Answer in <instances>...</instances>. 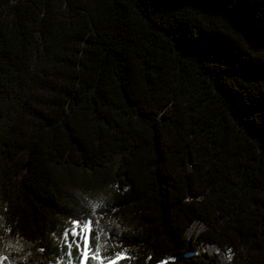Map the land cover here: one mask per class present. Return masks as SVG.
Instances as JSON below:
<instances>
[{
    "label": "trees",
    "instance_id": "trees-1",
    "mask_svg": "<svg viewBox=\"0 0 264 264\" xmlns=\"http://www.w3.org/2000/svg\"><path fill=\"white\" fill-rule=\"evenodd\" d=\"M82 219L118 264H264V0H0V264Z\"/></svg>",
    "mask_w": 264,
    "mask_h": 264
},
{
    "label": "snow or ice",
    "instance_id": "snow-or-ice-1",
    "mask_svg": "<svg viewBox=\"0 0 264 264\" xmlns=\"http://www.w3.org/2000/svg\"><path fill=\"white\" fill-rule=\"evenodd\" d=\"M99 229V225H95ZM93 222L88 220L73 221L72 228L65 233L64 242L68 247V259L64 264H118L120 260H131L132 258L126 252H118L113 257H105L102 252H106V246L101 243V237L98 233L94 238L91 237ZM72 239H69V237ZM95 239L96 243H91ZM73 250L77 255L73 256ZM2 255V253H0Z\"/></svg>",
    "mask_w": 264,
    "mask_h": 264
},
{
    "label": "built area",
    "instance_id": "built-area-1",
    "mask_svg": "<svg viewBox=\"0 0 264 264\" xmlns=\"http://www.w3.org/2000/svg\"><path fill=\"white\" fill-rule=\"evenodd\" d=\"M195 227H199L198 229L191 232V230ZM204 231L202 224L199 221H194L192 225L187 229V235L190 236H197L199 233ZM199 251L203 254H208L212 256L214 253L218 252V248L212 243H203L199 242Z\"/></svg>",
    "mask_w": 264,
    "mask_h": 264
},
{
    "label": "rangeland",
    "instance_id": "rangeland-1",
    "mask_svg": "<svg viewBox=\"0 0 264 264\" xmlns=\"http://www.w3.org/2000/svg\"><path fill=\"white\" fill-rule=\"evenodd\" d=\"M198 228H199V227H195V228H193V229L191 230V232L194 231V230H196V229H198Z\"/></svg>",
    "mask_w": 264,
    "mask_h": 264
}]
</instances>
